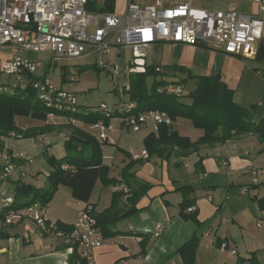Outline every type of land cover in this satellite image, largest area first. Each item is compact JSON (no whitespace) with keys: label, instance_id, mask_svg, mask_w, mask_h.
Listing matches in <instances>:
<instances>
[{"label":"crops","instance_id":"crops-1","mask_svg":"<svg viewBox=\"0 0 264 264\" xmlns=\"http://www.w3.org/2000/svg\"><path fill=\"white\" fill-rule=\"evenodd\" d=\"M137 1L141 3V0ZM112 3L113 10L103 12L126 14L128 0H112ZM109 4L96 6L103 8ZM194 6L212 11L237 10L264 20V11L253 0H195ZM128 50L113 51L120 57ZM10 59L11 55H8L2 65ZM143 69L155 73L159 80L181 83L182 86L187 83L196 86L193 77L218 75L234 92L235 101L253 110V121H264V33L251 57L231 55L204 44L189 46L156 42L147 49ZM62 70L58 86L63 87L67 83L63 77L72 71ZM115 120L119 119L112 120L109 129L113 128L111 124ZM18 122L27 128L23 121L18 119ZM48 123L56 126L54 132H65L67 129L62 126L69 121L55 117ZM78 127L91 130L82 123H78ZM178 128L172 126L181 136L188 137ZM124 131L128 130H124L121 123L120 132ZM144 131H149L146 137L154 132L149 125L137 133ZM202 135L200 130L195 139L188 138L196 142ZM41 139L43 142V137ZM108 145L112 151L121 148L118 143ZM138 160L140 162L132 165L129 173L133 175V181L145 183L149 188L138 200L136 211L115 226L114 231L120 235L105 239L103 245L94 251L96 264H184L180 250L194 236L199 238L194 264H248L252 254H257L259 262L264 264V210L258 202L264 198V137L245 134L226 143L203 146L199 152L187 157L174 154L169 159L150 156L148 160ZM129 161V158L124 159L117 174L110 171L109 178L122 181L121 172ZM26 169L28 167L22 168L25 177L17 172L4 189L7 191L10 185L24 183L29 176L34 178ZM124 187V184L105 187L98 182L91 198L96 213L108 209L113 194ZM185 199L194 201L196 220L184 218V215L190 216L188 210L182 215L181 204ZM67 205L75 210V217H71L68 211L49 217L55 223L74 225L85 204L67 200ZM120 206L129 209L125 197ZM158 226L162 231L156 237ZM222 244L227 248L223 249ZM72 245L66 238L40 231L29 219L15 221L0 227V264H68Z\"/></svg>","mask_w":264,"mask_h":264},{"label":"built area","instance_id":"built-area-1","mask_svg":"<svg viewBox=\"0 0 264 264\" xmlns=\"http://www.w3.org/2000/svg\"><path fill=\"white\" fill-rule=\"evenodd\" d=\"M92 0H0V51L11 55L2 65L7 76L32 75V87L38 98L48 108L62 112H76L79 103L74 92L56 85L51 79L38 75L44 62L32 59L29 55H43L49 63L68 62L83 58L89 52L110 54L113 50L127 48L132 51L130 74L145 72L143 69L147 49L156 42H169L196 46L204 44L220 49L231 55L251 57L256 45L263 37L264 20L237 10L212 11L194 6L195 0H128L125 15L110 12H92L88 9ZM112 0H95L96 5H105ZM264 11V0H253ZM111 71V65L101 64ZM161 72V69H158ZM70 73V74H69ZM67 83L71 87L78 78L69 72ZM6 88L0 86V93ZM183 86L168 85L159 92L182 96ZM133 106H129L131 109ZM107 116L113 108L101 105ZM49 118H53L50 115ZM124 130L140 132L145 126H152L157 132L162 124H171L164 112L149 111L133 115L128 111L121 118ZM100 142L108 140L103 123L91 126ZM21 138L12 133L10 139ZM39 142L42 139L39 138ZM133 159H148L143 151L140 155L130 152ZM33 164V158L26 152L16 150L5 143L0 150V207L13 205L14 198L8 196L4 185L17 172L26 176L23 167ZM64 169H67L64 166ZM205 176V175H204ZM203 176V177H204ZM257 183V181H255ZM125 191H127L125 189ZM188 211L194 212L195 207ZM92 206H84L78 213L74 230L70 234L56 233L77 245L79 255L85 264H96L94 251L100 248L103 237ZM29 219L40 231L55 234L56 223L50 220L47 207L36 203L22 211L10 210L6 223ZM156 237L162 228L158 226ZM226 249L227 245L222 244ZM70 254L74 248L70 249ZM236 254V251H231Z\"/></svg>","mask_w":264,"mask_h":264},{"label":"trees","instance_id":"trees-1","mask_svg":"<svg viewBox=\"0 0 264 264\" xmlns=\"http://www.w3.org/2000/svg\"><path fill=\"white\" fill-rule=\"evenodd\" d=\"M88 9L90 11H112L113 3L103 8H99L92 0ZM162 72V70H161ZM155 76L151 87L147 80L150 76ZM28 84L23 87H16L13 90H4L0 93V150L12 133L20 135L22 138L33 137L43 134L45 131H53L56 126L49 124L50 115L65 118L69 124L62 127L71 130V134L66 141L68 150H76V155L66 156L58 159L48 155L46 149L45 158L52 171L48 175L49 184L46 188H37L25 183H17L15 186L14 203L8 208L0 207V224H6V219L10 210L22 211L33 204L39 203L45 207L53 200L59 186L70 188L72 197L85 204L92 206L98 223V227L105 239L115 238L120 235L114 231L119 221L130 217L135 211V206L142 195L146 193L149 186L139 181H133V175L129 173L132 165L140 160H134L130 153L126 152L129 163L122 170V181L109 178V166L103 164L102 146L109 144L108 141L100 142L97 135L78 127V123L85 126L103 123L109 128L110 122L114 119H121L127 115L128 111L133 115L149 111L164 112L171 121L177 118L189 119L196 128L203 132L201 138L192 142L190 138L181 136L172 129L170 124H162L157 132L149 134L145 138V151L150 156L169 159L174 154L180 157H187L199 152L203 146H214L226 143L235 136L245 134H258L264 137V121L255 123L253 121V110L239 105L235 101V94L222 81L221 77L202 76L193 77L196 80L195 88L186 96H175L165 92H159L162 86L175 85L176 83L159 80V76L150 70L138 72L130 75L129 88L124 89L122 94L129 97V101L122 104L110 105L112 113L107 116L101 110V105L96 110L80 106L76 112H62L48 108L38 98L32 87L35 77L26 75ZM66 82V75L63 77ZM181 85V83L177 84ZM129 106H133L128 109ZM19 118H29L45 125L43 127L24 128L19 122ZM39 138V137H38ZM37 138V139H38ZM39 140V139H38ZM103 143V144H102ZM91 148V154L86 155L85 149ZM84 151H77V150ZM148 158V159H149ZM147 159V160H148ZM64 166L67 169H64ZM98 182L103 186H114L124 184L119 192L113 194L110 207L100 214L96 213L91 198ZM125 189L127 191H125ZM126 198L129 209H123L120 203ZM260 207L264 210V198L258 199ZM194 206V201L185 199L181 204V212ZM196 212H191L190 216L184 218L196 220ZM74 226H68L56 222V233L70 234ZM199 238L194 236L180 250L184 264H194L195 254L198 247ZM74 252L68 258V264H85L82 261L77 245H72ZM248 264H261L257 254H252Z\"/></svg>","mask_w":264,"mask_h":264},{"label":"rangeland","instance_id":"rangeland-1","mask_svg":"<svg viewBox=\"0 0 264 264\" xmlns=\"http://www.w3.org/2000/svg\"><path fill=\"white\" fill-rule=\"evenodd\" d=\"M8 53L0 51V86L13 90L16 87H25L29 79L27 76H22L21 80H17L15 76H7L2 72V62L7 59ZM32 59H39L44 62V67L38 72L39 76H44L51 79L56 85L61 82V71L62 69L71 70L75 73L78 80L70 87L68 83L64 84V88L73 91L77 97L80 106L87 107L91 110H96L101 104L115 105L123 102H128L129 97L123 93L124 89H128L129 77V63L132 61V51L128 50L126 53H122L121 56H117L116 51H112L110 54H101L98 52H89L83 58L72 60L68 62L60 63H49V58L43 55H29ZM108 63L111 65L112 70L107 71L101 67V64ZM67 66V67H64ZM69 73V72H68ZM70 74V73H69ZM66 75V82L67 80ZM155 76H150L147 80L149 87L153 83ZM179 83H176L177 85ZM183 95H188L195 87L194 83H187L183 86ZM23 121L27 128H32L34 125L43 127L45 124L42 122L35 121L29 118H19ZM53 120L50 118L49 121ZM122 120H115L112 122L113 128L108 129L105 133L109 137L108 142L118 143L121 148L117 151H112L109 145H103V164L110 165L109 172L114 175L117 174L118 168L120 169L124 164L123 160L127 159L126 152L136 151L140 153L145 150V137L149 131L141 133H133L131 131L120 132ZM171 125L183 133V135L190 136L191 139H195L200 130L195 127L193 122L185 118H177L175 121H171ZM69 130L65 132L57 131H45L43 134H39L36 137H43V142H39V138L35 136L7 139L16 150L26 152L33 158V164L26 169L28 174H33V177H27L24 179V183L37 188L47 187L49 184L48 175H50L52 169L46 161L45 151L48 150V155L55 156L58 159L66 156L76 155V150H68L66 147L67 138L70 136ZM91 132V131H90ZM93 134V132H91ZM103 144V143H102ZM84 151V150H77ZM86 155L91 154V148L85 149ZM114 164V169L113 165ZM112 167V168H110ZM16 175L13 176L15 178ZM100 186V183L98 184ZM8 196L13 197L15 195V186L10 185L7 188ZM70 188L66 186H59L57 193L53 200L47 205L48 214L57 215L60 211H68L71 217H75V210H71L70 206L67 205V200L71 202H77L71 196ZM50 220L53 222L50 218ZM15 222V221H14ZM13 222V223H14ZM55 222V221H54ZM7 224V223H6ZM12 224V223H11ZM4 224H0L2 228Z\"/></svg>","mask_w":264,"mask_h":264}]
</instances>
